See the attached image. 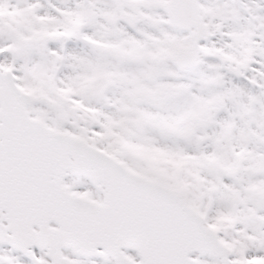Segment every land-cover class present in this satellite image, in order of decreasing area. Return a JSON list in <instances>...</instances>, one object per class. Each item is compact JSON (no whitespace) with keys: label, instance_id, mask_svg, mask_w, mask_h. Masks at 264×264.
I'll use <instances>...</instances> for the list:
<instances>
[{"label":"snow or ice","instance_id":"6c2138e0","mask_svg":"<svg viewBox=\"0 0 264 264\" xmlns=\"http://www.w3.org/2000/svg\"><path fill=\"white\" fill-rule=\"evenodd\" d=\"M0 264H264V0H0Z\"/></svg>","mask_w":264,"mask_h":264}]
</instances>
